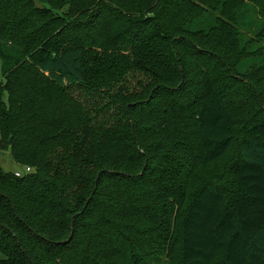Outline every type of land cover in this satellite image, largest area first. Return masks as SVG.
I'll use <instances>...</instances> for the list:
<instances>
[{
	"label": "trees",
	"instance_id": "1",
	"mask_svg": "<svg viewBox=\"0 0 264 264\" xmlns=\"http://www.w3.org/2000/svg\"><path fill=\"white\" fill-rule=\"evenodd\" d=\"M260 43L264 0H0V264H264Z\"/></svg>",
	"mask_w": 264,
	"mask_h": 264
},
{
	"label": "rangeland",
	"instance_id": "2",
	"mask_svg": "<svg viewBox=\"0 0 264 264\" xmlns=\"http://www.w3.org/2000/svg\"><path fill=\"white\" fill-rule=\"evenodd\" d=\"M257 24H261L260 21L257 22ZM245 35V38H249L251 35L249 33L243 32ZM260 45H264V43H260ZM4 85L3 82V75H2V62L0 59V87ZM2 98L4 101H7V94L5 91L2 92ZM238 102L241 104L240 109L234 113L235 119L240 124L239 127L243 126L245 122L253 115L255 112L254 106H253V100L249 96V93L246 91L243 92V95L241 98L238 99ZM237 159V150L236 147L231 150V152L220 162L216 163L214 166L210 168V176L211 180L215 181L217 184H219L225 191H226V204L230 203V192L228 190L229 183V170L232 166V164ZM0 167L6 171V172H19L23 173V166H17L8 151H0ZM3 256L0 253V259H2Z\"/></svg>",
	"mask_w": 264,
	"mask_h": 264
},
{
	"label": "built area",
	"instance_id": "3",
	"mask_svg": "<svg viewBox=\"0 0 264 264\" xmlns=\"http://www.w3.org/2000/svg\"><path fill=\"white\" fill-rule=\"evenodd\" d=\"M24 172L25 173H30V168H24ZM15 176L16 177H21L22 176V173L15 172Z\"/></svg>",
	"mask_w": 264,
	"mask_h": 264
},
{
	"label": "water",
	"instance_id": "4",
	"mask_svg": "<svg viewBox=\"0 0 264 264\" xmlns=\"http://www.w3.org/2000/svg\"><path fill=\"white\" fill-rule=\"evenodd\" d=\"M70 238H71V236H70Z\"/></svg>",
	"mask_w": 264,
	"mask_h": 264
}]
</instances>
